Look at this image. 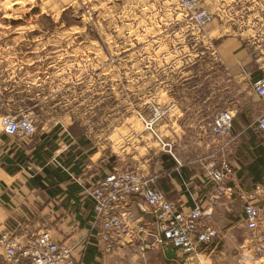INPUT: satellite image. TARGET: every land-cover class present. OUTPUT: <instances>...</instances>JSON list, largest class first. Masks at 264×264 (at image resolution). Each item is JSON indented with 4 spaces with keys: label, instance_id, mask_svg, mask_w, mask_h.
<instances>
[{
    "label": "rangeland",
    "instance_id": "374dc122",
    "mask_svg": "<svg viewBox=\"0 0 264 264\" xmlns=\"http://www.w3.org/2000/svg\"><path fill=\"white\" fill-rule=\"evenodd\" d=\"M252 2L264 4L0 0V116L28 117L35 128L30 135L0 133V166L30 173L37 171V161L49 158V150L65 148L60 163L86 162L89 153L103 152L109 169L159 173L171 164L162 155L165 144L176 143L168 120L173 116L191 136L202 133L205 142L229 135L213 133L218 114L228 112L232 123L239 114V122L258 133L255 142L264 140L256 128L264 100L252 87L264 76V6L254 8ZM201 11L209 15L204 24L197 21ZM235 34L255 35L253 44L259 46L256 55L249 52L229 65L219 53L223 40ZM44 133L49 137L43 139ZM204 142L198 144L203 153ZM34 145L39 158L31 155ZM11 151L14 165L5 158ZM263 151L261 144L254 148L247 188L225 205H212L210 224L219 232L211 242L176 255L169 245L141 250L135 243L104 251L96 241L93 264H264ZM21 173V179L27 177ZM245 201L260 209L255 231L245 223Z\"/></svg>",
    "mask_w": 264,
    "mask_h": 264
},
{
    "label": "crops",
    "instance_id": "0c3cea01",
    "mask_svg": "<svg viewBox=\"0 0 264 264\" xmlns=\"http://www.w3.org/2000/svg\"><path fill=\"white\" fill-rule=\"evenodd\" d=\"M263 6L264 4L260 2L251 3V7L254 8ZM253 36L248 35L249 38L243 39L239 34H235L224 39L221 45L222 53H219V56L229 59L228 62L231 65L235 64L234 62H237L240 58L249 57V52L256 55L259 45L253 44L255 42V37L253 38ZM257 38L263 40L261 36ZM251 44L253 48H250ZM260 50L263 51L262 48ZM253 54L252 56L254 57ZM236 116H239V114ZM236 116L233 118V131L230 135L227 137L220 136V139L211 136V141L205 140V142L201 140L204 138L201 137L202 133L198 132V130L195 136H191L190 134L192 133H186L182 125L175 120L173 121L177 116L168 119L174 128V131L170 133L171 140L176 143L175 145L174 143L172 144V154L166 152L163 154L164 157L163 155L162 157L170 160L171 164L168 167L165 166V170L162 172L154 173L149 171V173L151 175L152 173L155 174V181L158 187L165 191L171 201L180 202L181 204L179 205L184 208L193 205L194 200L206 203L209 195L214 191L213 184L206 177V167L210 164L219 163L221 159L229 160L235 170V174L226 180V186L232 187L234 193L237 190L247 188L246 171L249 169V161L252 162L254 160L253 151L255 146L261 144L264 148V140L256 143L255 139L259 137L258 133L249 131L248 125L239 122ZM42 136L45 139L49 137V134L44 133ZM0 140L2 143L4 142L3 139ZM203 142L207 146L204 153L198 148V144ZM32 148H35V145ZM64 150L65 148L49 150V158L42 161V164L37 162V171H32L29 165L26 166V168L31 170L30 173L25 172L26 169L19 167H17L15 172H8L7 167H5V170L3 166H0V233L6 229L19 231L21 229L47 228L54 237L63 239L72 245L74 251L79 252L81 256L80 253L87 244L88 237L94 235L98 229V225L91 226L90 220L87 226H79L77 215L79 211L86 210L83 205L85 187L94 183L96 179L110 169L106 166V157L103 152L89 153L86 162L69 160V164L65 167L59 162L60 159H63L60 153ZM13 154L14 151H11L8 157H5L9 165H14ZM31 155L29 158H31ZM34 159L32 161H35ZM42 165L50 169L62 167L63 170L68 171L70 178L58 182L55 177L42 170ZM72 166L77 167L79 172L70 171L69 168ZM23 171L27 177L22 176L21 179L19 174H22L21 172ZM146 171L144 172L145 174ZM35 173L41 174L44 178L36 181L33 178ZM244 177L245 179H243ZM71 183L80 186L79 190L75 191L76 193L67 190L68 185ZM57 184L62 190L56 194H49L46 188H43V185L44 187L52 188ZM251 184H255L253 179ZM228 192L215 200L213 206L219 202L225 205V200L230 197ZM129 206L134 220H144L145 222L151 220V215L144 203L133 199L129 202ZM165 247L164 249H166ZM2 253L3 247L0 245V264H2Z\"/></svg>",
    "mask_w": 264,
    "mask_h": 264
},
{
    "label": "built area",
    "instance_id": "2783aa9c",
    "mask_svg": "<svg viewBox=\"0 0 264 264\" xmlns=\"http://www.w3.org/2000/svg\"><path fill=\"white\" fill-rule=\"evenodd\" d=\"M204 24L209 15L205 11L197 16ZM254 93L264 100V76L252 82ZM232 117L228 112L216 116L213 133L230 135ZM257 130L264 134V112L258 119ZM34 124L25 116H0V133L14 135L34 131ZM165 144V143H164ZM166 151L172 154V147L165 144ZM206 177L213 184L214 191L206 203L193 201L184 208L171 201L165 191L155 182V176L144 174L134 167H113L94 183L85 187V197L92 203L91 226H97L94 233L97 244L104 251L116 246L138 243L141 250L152 245L162 248L169 245L176 255H184L200 249L218 236V228L210 224L212 205L227 191L234 193L226 180L235 174L231 162L221 159L217 164L206 167ZM133 199L144 203L151 220H134L129 202ZM260 209L252 201H245L243 216L247 227L255 231L260 222ZM3 247L2 264H81L79 252L63 239H58L47 229L35 230L6 229L0 233Z\"/></svg>",
    "mask_w": 264,
    "mask_h": 264
},
{
    "label": "trees",
    "instance_id": "16d2710c",
    "mask_svg": "<svg viewBox=\"0 0 264 264\" xmlns=\"http://www.w3.org/2000/svg\"><path fill=\"white\" fill-rule=\"evenodd\" d=\"M32 154H33V156H35V158L40 157V151L38 150V147H35L34 149H32ZM163 157H164V155H163ZM10 162H12V161L10 160ZM37 162L41 163L40 161H37ZM69 162L70 161H66V162L61 163V164L66 167V165H68ZM13 169L16 170V167ZM69 169H70V171L74 170L76 173L79 172V169H77V167H75V166H72ZM15 170H12L11 168L7 167L8 172H13ZM42 170L44 172H46L47 174H50V176L55 177L58 180V182L68 180L70 178V174L68 173V171L63 170L62 167L56 168V169H50L47 166L42 165ZM33 178H35L36 181H40L44 177L39 173H35L33 175ZM79 187L80 186H76L74 183L73 184L71 183L68 185L67 190H69V192L73 191L74 193H76L77 190H79ZM43 188H46V190L49 194H56L62 190L58 184L52 188L44 187V185H43ZM83 199H84L83 205L85 206L86 210L82 211V212L79 211V213L77 215L78 221H79V226H87L88 221L91 220L92 214H93L91 201L85 196ZM95 242H96V238L94 237V235H92L91 237L90 236L88 237L87 244L84 246V248L82 249V251L80 253L81 254L80 260H81L82 264H93L95 262V257L97 254V247H96Z\"/></svg>",
    "mask_w": 264,
    "mask_h": 264
},
{
    "label": "clouds",
    "instance_id": "9594fccd",
    "mask_svg": "<svg viewBox=\"0 0 264 264\" xmlns=\"http://www.w3.org/2000/svg\"><path fill=\"white\" fill-rule=\"evenodd\" d=\"M97 54H99V53H97Z\"/></svg>",
    "mask_w": 264,
    "mask_h": 264
}]
</instances>
